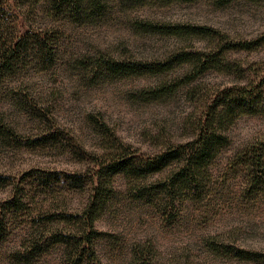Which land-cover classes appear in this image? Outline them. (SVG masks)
Wrapping results in <instances>:
<instances>
[{"label": "rangeland", "instance_id": "374dc122", "mask_svg": "<svg viewBox=\"0 0 264 264\" xmlns=\"http://www.w3.org/2000/svg\"><path fill=\"white\" fill-rule=\"evenodd\" d=\"M123 1L107 0L106 15L93 23L76 24L64 17L54 21L40 12L31 16L33 25L54 28L59 34L54 37L52 67L42 71L29 66L0 84V123L6 133L5 139L0 137V176L10 181L9 186L0 187V215L8 201L26 202L15 208V214H3L0 264H65L59 244L28 263L18 260L38 237L37 233L29 236L28 223L45 219L48 210L57 207L30 175L41 173L39 182L50 181L54 173L89 177L99 143L92 118L141 153L152 155L169 143H183L192 136L186 121L196 103L187 97L186 86L172 95L151 99L144 92L157 87L165 76L104 78L94 72V66L84 67L82 60L105 52L119 61H154L181 45L173 37L138 32L133 26L137 19L209 25L237 39L264 35V0H235L225 7H216L210 0L166 6L147 1L138 7ZM235 56L247 63L264 61V46ZM202 81L225 86L234 78L210 72ZM9 89L21 92L41 113L27 112L16 100L13 106ZM227 135L229 144L212 167L213 179L183 202L179 198L170 202L165 214L170 220L156 206L135 199L124 176L114 178L106 207L95 224L103 232L97 241L102 264H129L133 249L144 243L153 244L160 264H264L215 253L209 244L215 241L264 253V194L244 195L241 173L228 165L237 151L264 139V116L240 117ZM156 178H148L147 185ZM58 195L68 203L67 212L75 213L85 207L91 192L87 187Z\"/></svg>", "mask_w": 264, "mask_h": 264}, {"label": "trees", "instance_id": "16d2710c", "mask_svg": "<svg viewBox=\"0 0 264 264\" xmlns=\"http://www.w3.org/2000/svg\"><path fill=\"white\" fill-rule=\"evenodd\" d=\"M147 1L166 6L193 3L196 0L123 2L138 7ZM210 1L216 7H225L235 0ZM107 9V0H0V84L16 77L29 66L44 71L55 63L54 37H58L59 31L33 25L31 16L34 13H43L54 21L64 17L72 23L85 24L101 20ZM133 26L138 32L176 38L181 45L162 59L147 62L119 61L105 52H98L97 56H88L82 60L83 66H94V72L104 78L165 76L157 87L144 92L151 99L172 95L186 86L187 97L196 103L195 110L186 121V128L192 132V136L183 143H169L152 155L141 153L131 143L122 140L115 131L107 126H99L96 124L97 119L92 118L99 143L89 177L81 173H54L50 181L39 182L41 173L30 175L38 180V188L47 196L50 195L57 207L48 210L50 213L45 219H33L28 223L29 236L33 237L37 233L38 237L35 244L20 253V262L28 263L32 257L40 256L48 248L59 244L63 247L65 264H102L97 254V241L102 238L103 232L95 224L106 207L115 177L124 176L135 199L156 206L170 220L171 216L165 215L170 202H175V198L183 202L186 196H191L192 192L213 179L212 167L221 150L229 144V128L244 115L264 116V61L247 63L235 56L260 49L264 46V35L255 39H237L209 25L142 19L135 20ZM210 72L232 76L234 81L225 86L202 81ZM9 90L13 106L16 100V104L27 112L41 113L24 99L21 92ZM0 137L6 138L2 123ZM228 165L230 170L241 173L244 195L264 194V139L237 151L229 159ZM153 175L157 178L151 185H147L148 178ZM9 182L0 176V187L9 186ZM87 187L91 195L85 207L75 213L67 212L68 203L60 199L58 192L61 191L62 195L64 191H83ZM172 191L174 193L170 195ZM19 206H26V202L21 199L8 201L2 205L3 214H12ZM3 214L0 215V223L6 217ZM4 238L5 231L0 225V241ZM209 244L218 254L241 260L264 261L263 252L215 241ZM129 264H160L153 244L136 246Z\"/></svg>", "mask_w": 264, "mask_h": 264}]
</instances>
